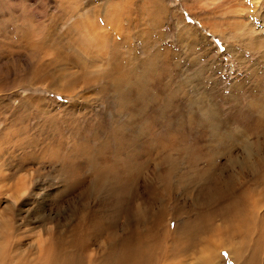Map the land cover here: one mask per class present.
I'll return each mask as SVG.
<instances>
[{"label": "rangeland", "instance_id": "rangeland-1", "mask_svg": "<svg viewBox=\"0 0 264 264\" xmlns=\"http://www.w3.org/2000/svg\"><path fill=\"white\" fill-rule=\"evenodd\" d=\"M263 100L264 0H0V264H47L84 208L116 236L163 208L173 241L203 172L264 165ZM203 230L159 264H206Z\"/></svg>", "mask_w": 264, "mask_h": 264}, {"label": "bare ground", "instance_id": "bare-ground-1", "mask_svg": "<svg viewBox=\"0 0 264 264\" xmlns=\"http://www.w3.org/2000/svg\"><path fill=\"white\" fill-rule=\"evenodd\" d=\"M131 81L128 78L119 79V82L129 88L132 85ZM263 102L264 100L260 106L264 108ZM116 137L119 139L120 134ZM112 138L114 140V136ZM97 155L103 156L102 149L97 152ZM87 159L88 162L91 160L96 163L92 157ZM90 163L92 165V162ZM241 166L242 169L252 171L250 179L244 181L242 177L237 179L233 173H226V180H224V172L215 174L213 168L202 173L205 181L201 186L196 187L195 194L190 198L193 213L180 226L177 225L175 239H171L173 241H167L168 234L163 232L171 231L170 223L175 219L173 214H169L168 210L163 208L153 213L157 215L156 218H153L152 213V216H141L134 231L131 229L122 236H116L117 232L114 233L111 224L108 228L105 227L101 220H98L97 215H92L88 210L86 213L84 208L80 221L72 229L71 235L58 236V242H63V245L59 251L52 252L47 258L49 261L47 264H159L163 257L174 259L180 256L184 248L195 241L192 242L193 238L206 233L203 230L205 225L210 228V234L217 238L216 248L212 250L213 246L211 248L213 252L209 251L208 256L204 257L206 264H214L219 259V250L223 248H227L226 250L236 257L237 264H264V165ZM112 173L116 176L114 172ZM126 173L133 187L136 178L127 170ZM239 173L243 176L241 172ZM104 179L105 173H101L99 181ZM106 182L109 187L113 186L110 179ZM167 192L166 197L171 199L170 204H176L181 200L174 199L172 190ZM115 196L119 210L120 196L117 191ZM187 197L189 193L185 189L182 192V198L187 199ZM163 229L166 230L162 231ZM100 235L106 236L107 249L103 254L101 253L100 257H96L92 246L97 244ZM74 253H78V257L74 256Z\"/></svg>", "mask_w": 264, "mask_h": 264}]
</instances>
